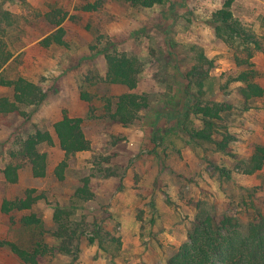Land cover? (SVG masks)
Segmentation results:
<instances>
[{
    "label": "rangeland",
    "instance_id": "374dc122",
    "mask_svg": "<svg viewBox=\"0 0 264 264\" xmlns=\"http://www.w3.org/2000/svg\"><path fill=\"white\" fill-rule=\"evenodd\" d=\"M92 1L0 0V8L11 14L10 24L3 23L2 39L12 53L4 65L3 75L7 78L21 75L40 83L46 92L39 106H22L24 114L0 115V207L4 198L13 200L26 189L14 188L16 190L13 191L15 186L12 184L18 182V178L14 183L6 182L1 173L8 163H21L18 173L31 167L26 159L16 155L21 140L41 128L49 131L53 143L57 141L53 127L48 126L44 118L51 103L71 107V102H79L77 111L83 109L81 112H84L83 132L94 135L99 141L93 149L90 142L87 156L76 157V153L65 156L64 179L58 180L54 174L58 181L63 182L59 189L62 193L71 190L65 192L64 199L58 201L50 192L49 199L45 191L39 192L52 210L51 218L44 217L39 210L31 211L32 205L24 210L13 209L9 214L1 211L0 264H26L3 243L5 241L15 242L28 250L37 242L53 247V252L38 257L39 264H118L116 259L127 261L128 251L121 250V222L109 219L111 215L107 205L91 202L95 198V177L122 175L125 164L118 162L112 166V163L117 151L123 150L119 145L126 140L123 129L136 133L135 138L141 137L140 151L144 150L142 152L149 155L158 149L157 163L174 164L163 175L166 180L176 178L182 183L176 200L186 206L182 220L187 233L200 208L212 207L216 219L225 213L234 215L243 224L259 213L264 217V164L252 174L243 173L239 166L257 144L264 145V95L244 104L239 93L242 84L233 80L241 68L235 63L233 50L216 36L209 22L212 12L220 8L224 0H165L151 7L131 5L125 0H103L96 11L81 9L82 5ZM231 9L235 17L254 29L264 41V0H234ZM58 10L65 13L61 26L66 31L68 45L43 47L39 41L55 29L44 14L51 13V17L57 15V18L60 15ZM108 41L114 42L118 51L134 55L141 62V72L133 91L146 94L149 105L141 109L127 126L114 121L106 108L105 99L117 96L106 88L113 84L105 80L107 64L101 52L107 48ZM201 52L213 64L209 68L207 65L201 68L208 74L197 97L202 102L217 101L230 105L222 112V118L216 121L213 134L216 140H220L224 132L231 135L226 151L218 150L209 141L186 144L182 137L185 134L176 126L178 117L184 120L181 115L187 99L184 74L194 64L198 65ZM252 62L258 71L255 81L264 88V53L257 52ZM195 81L193 76L189 85L193 94L198 93ZM83 92L90 95L88 101L80 98ZM12 93L11 88L0 86V95L11 97ZM109 105L113 111L114 102ZM66 109L70 116H74L71 108ZM189 121L195 127L202 126L194 114L189 115ZM155 124L164 133L167 131L173 135L167 136L172 140L165 139V147L152 139ZM164 133L160 132L157 138ZM173 140L174 144L170 143ZM44 145L49 146L40 142L37 149L46 153L48 165L47 151L42 150ZM174 157L179 161L186 160L187 175L178 174L173 169L177 167ZM108 172H113V175L106 176ZM133 178L138 182L137 176ZM84 179L88 180L93 197L76 200L73 194ZM46 187L52 190L50 180ZM35 194L38 193L35 191ZM43 198L34 203L43 201ZM172 201L168 196L169 204H173ZM56 207L64 211L60 223L54 220ZM31 213L41 218L40 225L20 223L22 215ZM91 237L94 238L92 242L89 240ZM156 244L167 255L166 263L178 247L170 242ZM64 248L68 252L62 250Z\"/></svg>",
    "mask_w": 264,
    "mask_h": 264
},
{
    "label": "trees",
    "instance_id": "16d2710c",
    "mask_svg": "<svg viewBox=\"0 0 264 264\" xmlns=\"http://www.w3.org/2000/svg\"><path fill=\"white\" fill-rule=\"evenodd\" d=\"M131 5H140L151 7L154 4H161L165 0H125ZM234 0H224L220 8L214 10L210 17V24L218 38H220L234 52V60L238 67L241 68L233 80L239 81V86L244 104H248L256 98L264 95V88L255 81L258 71L252 62V58L257 52L264 53V41L255 32L254 29L245 25L239 18L235 17L231 6ZM103 0H93L81 6L83 11H96L102 5ZM59 17H51V13L44 16L49 19L55 28L52 32L44 36L39 42L43 47L51 45L64 46L68 45L65 38V29L61 26L65 13L57 11ZM11 14L8 10L0 8V86L11 88L12 96L0 95V115L8 113L24 114L22 106H39L46 97V92L38 82H33L21 75L14 78H7L3 75L4 65L12 57V53L7 49L6 43L2 39L3 23L9 25ZM4 25V26H5ZM107 64L105 80L109 83H120L128 87L129 91L117 96L107 97L106 108L110 112V117L124 126L129 125L137 117L141 109L149 105L146 94H138L133 91L137 86L138 74L141 72L140 60L126 52H120L116 49L114 42L108 41L106 49L101 51ZM198 65L193 67L184 74L187 81L185 92L187 99L184 112L181 113L183 119H177L176 126L183 134L186 144H199L200 141H209L215 144L220 151H226L229 140L232 138L228 132L222 133L220 140L213 137L215 132L216 121L222 118V112L230 105L208 101L202 102L197 95L201 93L203 80L207 72H202V66L211 67L213 61L208 59L203 52L200 53ZM197 75V76H196ZM196 78L195 84L198 86V93L193 94L189 85L192 77ZM195 80V79H194ZM80 98L88 101L90 95L81 93ZM115 104L114 110L111 111V103ZM198 116L202 122L201 127H195L189 121V115ZM168 117V114H166ZM83 118L79 116H70L66 110L62 111V117L52 125L59 147L65 152V156L73 155L79 151L90 149V141L86 138L82 129ZM154 125L153 140L159 142L164 147L166 141L172 140L167 138L169 132H165ZM174 131V129H171ZM162 132L164 134L157 138ZM173 136V135H170ZM166 139V141H165ZM40 142L53 144V138L48 130L37 128L34 132L28 134L21 140L16 155L26 159L31 165L32 173L36 177H43L46 173V153L40 152L37 145ZM170 142V141H169ZM174 144V140L170 142ZM15 153L12 152V155ZM264 164V145L257 144L251 155L239 163L242 172L252 174L261 169ZM66 160L60 161L54 168V174L58 180L64 179V170ZM21 163H8L1 173L6 182L14 183L18 178V170ZM113 175L108 172L106 176ZM82 185L75 190L73 197L76 200H89L93 197L92 191L88 187V180L84 179ZM35 188H26L19 197L13 200L3 199L1 211L9 214L11 210L29 208L35 201L43 198L40 194H35ZM61 208L56 207L54 211V220L58 223L61 221ZM12 222V217L9 218ZM20 223L31 226L40 225L41 218L34 213L22 215ZM60 236V235H58ZM90 242L94 240L91 237ZM3 242V241H2ZM9 246L10 250L26 264H39L38 257L53 252V247H48L46 243H35L30 249H25L12 241L3 242ZM68 252V249H62ZM166 264H264V217L259 214L251 216L249 221L243 224L239 218L231 214H223L216 219L212 207L199 209L190 230L187 233V240L179 245L169 256Z\"/></svg>",
    "mask_w": 264,
    "mask_h": 264
},
{
    "label": "crops",
    "instance_id": "0c3cea01",
    "mask_svg": "<svg viewBox=\"0 0 264 264\" xmlns=\"http://www.w3.org/2000/svg\"><path fill=\"white\" fill-rule=\"evenodd\" d=\"M106 88L114 95L129 91L126 85L118 83L108 84ZM78 103L77 101L71 102V107L65 104L63 106L51 103L46 108L48 111L44 115V118L48 121V126L52 127L53 123L62 117V110H67L66 108L73 110L72 115L82 117L84 112H81L83 109L77 111ZM123 134L126 136V140L119 144L123 150L117 151L116 159L112 163V166L118 162L125 164L122 175L107 178L99 175L95 177V198L91 202L97 205L104 203L111 215L109 219L121 222L120 233L123 241L121 250L128 251L129 256L127 261L116 259L118 264H165L167 255L162 253L161 247L156 243L167 244V242H170L179 246L187 238V227L182 220L186 206L181 201L176 200L182 183L176 178L168 179L170 181L164 178L163 174L165 172L167 174L166 170L170 171L174 164L166 163L167 165H163L157 163L158 149L147 155V153L142 152L144 150L140 151L141 137L139 139L135 138L137 135L134 133V137L131 130L125 131L123 129ZM85 136L90 140L92 149L94 145L99 144L94 135L86 134ZM102 136H104V133H102ZM143 141L146 140L143 139ZM42 150H46L48 154L46 176L35 177L30 166L23 168L18 173V182L12 184V186H15L12 190L15 191L14 188H18V190L27 187L35 188L38 194L43 190L46 192V198H49L50 192L53 198L60 201V199L66 197L67 193L65 194V192L71 190L63 191V193L59 190L63 182L55 178L53 169L58 162L65 158V152L59 147L58 140H54V143L49 146L44 145ZM88 151L90 150L79 151L76 153V157L79 155L81 157L87 156ZM183 156L187 158L185 151H183ZM175 159L177 167H183V169L177 167L173 169L178 174L184 173L187 175L186 160L181 161L180 159L179 161L178 157ZM134 176H137L138 182H134ZM48 180L51 181L52 190L46 187ZM168 196L169 200H175L176 203L172 201L174 205L169 204ZM36 210L43 212L44 217L51 218L52 210L45 204L44 198L43 201L32 204L31 211L36 212ZM142 224L144 227L141 228Z\"/></svg>",
    "mask_w": 264,
    "mask_h": 264
}]
</instances>
